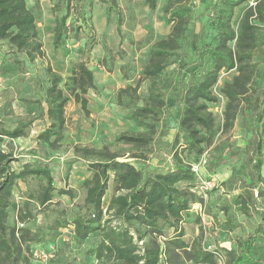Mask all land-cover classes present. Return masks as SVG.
Returning <instances> with one entry per match:
<instances>
[{
  "label": "trees",
  "instance_id": "trees-1",
  "mask_svg": "<svg viewBox=\"0 0 264 264\" xmlns=\"http://www.w3.org/2000/svg\"><path fill=\"white\" fill-rule=\"evenodd\" d=\"M93 1L52 3L53 47L68 33L69 23L75 30L81 26L90 30ZM96 1L104 6L106 18L114 15L118 27L122 22L118 1ZM142 4L154 10L158 0H142ZM162 12L168 32L150 45L134 85L120 88L116 94L118 105L123 104L125 94L134 104L124 117L138 130H125L114 137L115 142L129 146L131 151L125 156L106 145L76 147L82 157L95 158L87 162L91 175L80 181L85 192L82 204L73 218H55L44 226L31 224L28 203L15 200L17 183L29 178L42 181L36 194H29L42 210L49 209L55 191L72 196L71 189L56 187L48 162L50 153L57 151L64 139L66 106L73 100L87 115L89 91L96 87L93 71L85 61L71 67L65 90L59 86L62 76L46 64L47 85L42 98L27 100L41 106L39 115L43 119L30 146L36 162L23 161L15 167L17 158L0 150V264H33L32 249L44 248L46 243L55 248L54 261L57 248L53 243L62 245L63 228L68 229V242L73 247L85 249L90 257L88 264H264V55H259L264 53V0H209L206 23L212 31L211 40H204L205 24L201 23L194 58L180 66L173 79L178 85L173 98L180 108L178 128L182 141L178 133H173L172 162L167 170L157 169L148 160V155L161 150L170 130L165 118L171 106L158 81L187 38L192 7L189 0H166ZM2 43L13 63L21 68L27 62L45 58L36 18L26 0H0ZM188 66L191 67L185 71ZM222 72L232 74L222 79L217 88L225 98L221 122L217 124L210 105L218 102L214 86ZM144 80H148L147 95L137 105V90ZM238 116L243 117L247 131L242 144L233 150L228 146L211 156L204 171L211 175L219 165L228 168L220 182L222 186L231 184L236 191L234 212L221 208L228 234L237 226L233 222L235 214L245 218L255 215L258 220L244 234L229 237L228 247L208 249L202 227L191 240L185 236L186 217L194 204L203 202V197L196 191L198 177L184 154L194 159L203 155L217 133L225 134L233 128ZM161 120L165 128L158 132ZM32 122L33 118H21L12 128L0 124V141L27 136Z\"/></svg>",
  "mask_w": 264,
  "mask_h": 264
},
{
  "label": "rangeland",
  "instance_id": "rangeland-1",
  "mask_svg": "<svg viewBox=\"0 0 264 264\" xmlns=\"http://www.w3.org/2000/svg\"><path fill=\"white\" fill-rule=\"evenodd\" d=\"M121 9L122 22L117 27L113 14L106 18L104 6L93 1L92 10L88 22L90 30L80 27L75 30L73 23H69L68 33L62 38L57 47L52 45V22L53 15L50 7L55 0H26L27 6L32 10L36 18L38 38L42 43L45 58L36 59L21 68L12 61L7 46L0 45V124L3 128H12L21 118H33V122L27 128V136L15 139H3L0 141V150L9 151L17 158L15 167H19L23 161L36 162L32 156L30 146L33 144L32 137L43 126V119L39 112L41 106L35 100L42 98L47 85L45 80L46 64L62 76L59 84L65 90L68 84L67 77L71 67L79 62L85 61L93 71L95 89L89 91L88 109L85 115L80 106L71 100L65 108L66 130L61 147L49 159L53 171L54 182L58 189L69 188L72 196L59 194L55 191L52 203L48 210L39 209L35 198L29 194H36L41 180L29 178L27 181H18L15 190V200L19 204L28 203L31 211V224L49 225L55 218L66 216L71 219L77 214L85 195L84 189L80 186L83 178L89 177L91 172L87 168V162L94 160V157H82L75 150L76 147H101L106 145L109 150L128 154L130 147L115 142V135L125 130H138L128 120L125 114L133 108L134 104L129 101L128 95H123V104L116 103V94L120 88L127 85H134L142 68L147 61L150 45L157 39L166 35L169 27L163 22L162 6L166 0H158L154 10L142 4V0H117ZM192 13L188 25L187 38L181 43L180 48L171 57L172 63L163 71L159 82L164 98L168 106H171L170 113L165 118L170 126L169 134L163 138L161 150L148 155L149 163L157 169L167 170L172 162L170 141L173 133L179 134L182 141V133L178 128L180 108L174 102L173 92L177 83L173 80L180 66L191 62L194 58L196 38L201 23L205 24L204 40L210 41L212 31L206 23V15L209 0H189ZM251 1H249L250 3ZM70 21V20H69ZM68 21V22H69ZM76 23L75 25H77ZM261 50H264L263 48ZM259 55H264L261 53ZM24 57L23 55H19ZM264 65V59L261 62ZM191 66L185 70L187 71ZM232 72H222L214 91L218 94V102L211 104L210 109L216 116L217 124L221 122V114L225 104V98L221 96L217 88L224 78H229ZM148 80L141 82L135 104L141 105L147 95ZM127 104L129 107H127ZM165 128L164 120L157 124L158 132ZM247 134L243 117L238 116L233 128L225 133H217L211 146L207 147L204 154L194 159L184 154L195 171L198 182L196 191L203 197L200 206H192L190 214L185 220V236L191 240L203 228L205 244L211 246H223L227 244L229 237L244 234L253 225L258 217L253 215L245 218L235 214L234 221L237 226L231 234L226 232L225 215L221 211L223 206L228 212H234L233 197L236 191L231 184L220 185L224 180L222 175L227 173V166L219 165L217 174L209 175L204 171L209 158L220 152L236 149L242 144ZM42 156V155H40ZM124 156V157H125ZM232 159V158H231ZM38 160V159H37ZM45 162L47 161L44 160ZM235 161V158H233ZM210 181L212 186L203 190L200 188L201 181ZM62 245L53 243L57 248V255L54 261L49 264H88L90 257L85 249L73 247L69 239L68 229L61 230ZM45 246V245H43ZM33 264H39L35 261ZM91 264V263H90Z\"/></svg>",
  "mask_w": 264,
  "mask_h": 264
},
{
  "label": "built area",
  "instance_id": "built-area-1",
  "mask_svg": "<svg viewBox=\"0 0 264 264\" xmlns=\"http://www.w3.org/2000/svg\"><path fill=\"white\" fill-rule=\"evenodd\" d=\"M211 186L212 184L210 181H205V180L201 181L200 188H202L203 190ZM195 205L200 206L199 203ZM207 248L211 249L213 248V246L208 245ZM54 255H55V248L53 246H50L47 249L37 246L34 247L31 251V258L34 261L38 262L39 264H49L50 261L54 258ZM91 264H97V261H93Z\"/></svg>",
  "mask_w": 264,
  "mask_h": 264
},
{
  "label": "crops",
  "instance_id": "crops-1",
  "mask_svg": "<svg viewBox=\"0 0 264 264\" xmlns=\"http://www.w3.org/2000/svg\"><path fill=\"white\" fill-rule=\"evenodd\" d=\"M65 114H66V111H65ZM39 130H40V129H39ZM37 132H38V131H37ZM262 172H263V175H264V168H263V171H262ZM222 177H224V178L226 177V176H225V173L222 175ZM196 206H197V205H196ZM66 229H67V228H63V231L66 230ZM61 237H62V236H61ZM44 245H45V246H44L45 249H47V248H49L50 246H52L50 243H46V244H44ZM223 246H224V247H228V246H229V243L227 242V244H225V245H223Z\"/></svg>",
  "mask_w": 264,
  "mask_h": 264
}]
</instances>
